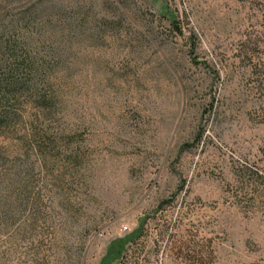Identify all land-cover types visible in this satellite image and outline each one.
Here are the masks:
<instances>
[{
    "label": "rangeland",
    "instance_id": "1",
    "mask_svg": "<svg viewBox=\"0 0 264 264\" xmlns=\"http://www.w3.org/2000/svg\"><path fill=\"white\" fill-rule=\"evenodd\" d=\"M59 2L75 110L44 155L0 136V264H264V0Z\"/></svg>",
    "mask_w": 264,
    "mask_h": 264
},
{
    "label": "trees",
    "instance_id": "2",
    "mask_svg": "<svg viewBox=\"0 0 264 264\" xmlns=\"http://www.w3.org/2000/svg\"><path fill=\"white\" fill-rule=\"evenodd\" d=\"M22 1L0 0V136L17 139L20 147L44 155L55 151L58 138L70 130L65 119L72 110L68 99L75 94L78 62L77 52L71 50L88 8L78 2L37 0L27 5ZM89 35H84L85 40ZM78 159L75 154L66 156L68 164ZM141 228L142 223L120 240L116 260L125 256Z\"/></svg>",
    "mask_w": 264,
    "mask_h": 264
}]
</instances>
